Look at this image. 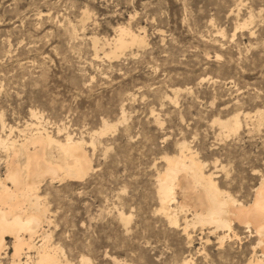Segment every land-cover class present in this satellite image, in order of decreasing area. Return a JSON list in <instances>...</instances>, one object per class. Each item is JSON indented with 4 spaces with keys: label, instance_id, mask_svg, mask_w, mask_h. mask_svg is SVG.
<instances>
[{
    "label": "rangeland",
    "instance_id": "374dc122",
    "mask_svg": "<svg viewBox=\"0 0 264 264\" xmlns=\"http://www.w3.org/2000/svg\"><path fill=\"white\" fill-rule=\"evenodd\" d=\"M250 12L254 21L235 29ZM121 27H141L146 45L114 60L105 45L95 58L91 38L112 42ZM171 87L180 88L177 102L164 96ZM122 106L128 119L88 147L94 170L41 188L52 241L73 264H246L253 238L241 227L221 248L214 237L205 242L206 229L196 227L190 245L170 227L157 212L155 176L185 138L212 170L218 160L222 188L251 198L254 172H264V121L256 127L241 115L228 137L212 121L264 108V0H0V113L14 136L30 109L52 132L64 123L79 136L120 118Z\"/></svg>",
    "mask_w": 264,
    "mask_h": 264
},
{
    "label": "bare ground",
    "instance_id": "6f19581e",
    "mask_svg": "<svg viewBox=\"0 0 264 264\" xmlns=\"http://www.w3.org/2000/svg\"><path fill=\"white\" fill-rule=\"evenodd\" d=\"M235 1L237 5L242 2ZM254 18L250 12L248 19L236 21L235 29L248 27ZM69 25L76 30L72 22L69 21ZM215 33V36L225 35L219 29ZM91 39L95 58L100 50L105 52V45L110 46L109 53L105 54L109 60L120 58L133 47L146 45L145 31L141 27L138 33H133L130 27H121L112 42L100 43L95 37ZM179 92L180 88L171 87L164 96L177 102ZM151 113L154 121L159 123L154 110ZM29 115L25 127L18 129L19 135L14 136L15 127L7 124L0 113V151L3 156L0 158L3 169L0 172V264H73L64 249L52 241V232L45 228L52 220L41 188L46 182L83 180L94 170L88 147L92 146L94 150L100 137L128 118L122 106L120 118L115 121L103 118L98 128L77 136L64 123L55 125V133L49 130L51 121L37 109H30ZM241 115L257 127L264 121V108L238 112L225 119L217 117L212 122L219 126L221 135L228 137L240 130ZM6 127L9 133L3 132ZM198 155L191 142L183 138L174 153L161 156L164 164L155 176L157 212L170 227L178 229L190 245L196 227L206 229L205 242L214 237L219 248L227 240L238 239L236 228L241 227L253 238L246 264H264V172L255 170L259 180L249 201H244L220 186L215 172L218 160L213 161L212 170ZM226 170L225 165L219 166V171ZM119 218L128 223L131 215L120 209ZM6 257L8 259L4 261ZM114 260L119 264L116 258ZM80 261L90 262V258L82 255ZM181 264L194 262L184 257Z\"/></svg>",
    "mask_w": 264,
    "mask_h": 264
}]
</instances>
